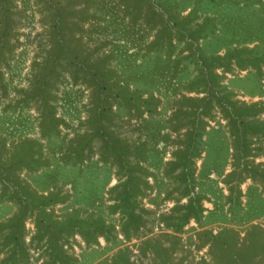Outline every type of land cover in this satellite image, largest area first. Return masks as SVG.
Segmentation results:
<instances>
[{
  "label": "rangeland",
  "instance_id": "1",
  "mask_svg": "<svg viewBox=\"0 0 264 264\" xmlns=\"http://www.w3.org/2000/svg\"><path fill=\"white\" fill-rule=\"evenodd\" d=\"M1 6L8 13L10 45L0 56V158L20 138L37 140L39 165L11 169L18 182L61 196L44 205L45 218L101 220L104 233L85 235L71 227L59 230L51 245L27 209L9 256L13 242L3 235L19 200L1 194L0 184V264H264V178L249 176L252 168L264 167V134H245L243 169L232 149L237 139L214 97L201 119L183 112L202 104L188 97L208 94L201 79L208 75L217 93L235 104H264V0H3ZM56 7L68 22L64 37H74L70 45L101 60L112 89L151 96L150 109L111 93L97 101L106 132L128 144L123 173L101 153L98 135L83 148L88 157L74 156L75 138L94 132L92 86L81 71L56 65L49 78L47 102L60 121L47 135L37 125L39 99H22L40 75ZM244 48H252V63L223 59L227 63L206 67L201 61V55ZM178 107L182 112H175ZM246 118L264 119V109ZM198 125L194 138L188 127ZM193 143L198 154L185 193L175 155ZM239 170L245 176L237 181ZM126 176L134 190L131 220L111 207ZM89 188L92 205L82 196Z\"/></svg>",
  "mask_w": 264,
  "mask_h": 264
},
{
  "label": "trees",
  "instance_id": "2",
  "mask_svg": "<svg viewBox=\"0 0 264 264\" xmlns=\"http://www.w3.org/2000/svg\"><path fill=\"white\" fill-rule=\"evenodd\" d=\"M3 2V0H0ZM59 7H56V10H53V14L55 18L51 23V27L53 30V36L51 39V43L49 45V49L46 53L45 60L42 63L40 75L33 82L32 87L23 90L24 101H27L30 98L39 99V104L41 105V110L39 112V120L37 122L39 131L41 135H47L52 131L56 130V124L60 119L58 116L54 115L53 112L50 111L49 107L51 105L48 104L47 98L49 96L48 90L46 88L48 84V80L54 74L56 65L66 66L73 69V73L77 75V71H81L82 79L92 86L93 97L91 99L92 105L89 107L90 111V120L93 123L94 132L91 133H83L75 138V144L71 147L74 151V156L78 160H82V158L88 157V153H83V148L87 147V141L91 135H98L101 140V153H103L104 157L111 158L112 161H115L118 165V172L123 173L124 167L127 165L126 155L129 152L128 144L122 139L114 138L110 133L106 132V126L101 121L100 117L101 109L98 108L97 101L105 100L108 97V93H111L112 97H120L124 99L126 102L128 98H134L137 103H141L145 106L146 109H150L149 100L151 96H139L138 94L128 93L127 89L119 90L112 89L111 81L108 80V76L110 74L109 69L102 70L99 68V60L98 57L90 58L88 53H85L75 47L70 45L69 41H76L74 37H64L65 28H68L67 21H64L61 12L58 11ZM8 13L5 10V6L0 7V56L4 54V51L9 50V35H10V25L8 21ZM197 30V29H196ZM232 30V29H229ZM252 48H244L243 50H228L225 51L224 54H215L207 57L200 56L202 58L204 65L207 67L212 63L215 65H222L227 63L223 59H229L240 63H252L253 59L251 57ZM240 52V54H239ZM244 52V53H243ZM243 53V54H242ZM191 54H194L192 51ZM202 54V53H201ZM242 54V56H241ZM105 56V55H104ZM106 57V56H105ZM63 61V62H62ZM103 61V59H102ZM208 72H206L207 74ZM202 81L207 84V95H203L199 98L188 97V99H193L196 101H201L202 104L198 105L194 109L183 110V112L188 115H192L196 120L201 119L200 117L207 113L208 108L207 104L212 97H214L217 102L223 108L224 116L228 118L230 122V126L232 129V133L235 135L237 140L235 144H233L232 149L236 157L239 158V162L242 163L243 169H248L247 160H245V156L248 155L249 149L246 144L247 138L245 134L247 132L256 133L260 132L264 134V119H255V118H246L247 115H251L259 110L264 109V104L260 106H256V103L250 102L248 104L241 102L240 104H235V102L228 100L225 94H218L216 89L214 88L213 81H211L210 76H203ZM110 81V82H109ZM121 87V86H119ZM262 92L264 90H261ZM261 94H264L261 93ZM128 95V96H127ZM128 97V98H127ZM186 98V97H184ZM187 99V98H186ZM222 99L224 101H222ZM199 106V107H198ZM181 109L178 107L175 112H179ZM182 112V111H181ZM100 114V115H98ZM201 130L202 127L200 125L193 128L192 126L188 127V132L191 133L192 137L197 138V133ZM215 130L214 128H209V130ZM36 141L34 138L23 137L14 145L13 150L9 156L6 158H0V184L4 186L1 194H5V191L15 196L17 200H19V209L14 213V215L8 221L9 229L4 232V239L11 240L13 245L9 246V256L14 254L15 245L17 244L18 238V225L22 220L24 213L27 209H31L37 218L38 225V233H42L44 230L46 231L47 241L51 245H54L56 241V235L59 230H69L71 227H75V229L82 234H93L94 232H100L103 234L104 230L101 227V220H91L87 218H77L75 216H69L64 220H49V218H45L44 216L47 212L44 209V205L55 202L61 198V196L56 194V191H47L36 192L30 191L27 188V185L24 183L18 182L16 176L13 175L11 169L26 167L32 168L38 166L40 160L38 157V149L36 147ZM195 144H186L185 149L180 150L178 154H176V163L181 165L178 171V177L185 180V188L184 192L188 193L189 188L186 185L191 182V159L196 156L197 150L194 148ZM225 153H227V147L225 148ZM218 152V151H217ZM219 153V152H218ZM241 157V158H240ZM225 158V156H224ZM171 161V160H170ZM175 162V160H172ZM223 162V161H222ZM219 169L215 168V171ZM253 172L249 175L253 177L254 173L258 172L264 178V167L260 170L256 168L251 169ZM234 169L231 170L229 176L234 174ZM237 173V181L241 180L245 175L241 174V170ZM10 181V182H8ZM12 183V184H10ZM119 184L121 185L120 190L115 194V201L111 204L112 208L120 207V209L128 214L129 220L135 217V213L133 211V203L134 200L131 198V193L134 192L131 184L128 181V177L126 176L122 179ZM191 184V183H190ZM10 192L5 190L9 186ZM118 184H114L116 187ZM131 186V187H130ZM90 188L87 191L82 192V196L86 200V203L89 205L94 204L91 199L94 197V193L90 192ZM185 217V216H184ZM183 217V219H185ZM5 240V241H6Z\"/></svg>",
  "mask_w": 264,
  "mask_h": 264
}]
</instances>
